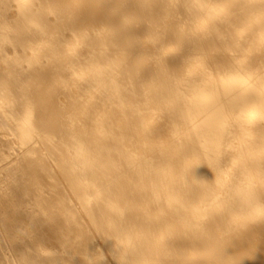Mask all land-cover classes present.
I'll return each instance as SVG.
<instances>
[{
  "label": "bare ground",
  "instance_id": "1",
  "mask_svg": "<svg viewBox=\"0 0 264 264\" xmlns=\"http://www.w3.org/2000/svg\"><path fill=\"white\" fill-rule=\"evenodd\" d=\"M0 264H264V0H0Z\"/></svg>",
  "mask_w": 264,
  "mask_h": 264
},
{
  "label": "rangeland",
  "instance_id": "2",
  "mask_svg": "<svg viewBox=\"0 0 264 264\" xmlns=\"http://www.w3.org/2000/svg\"><path fill=\"white\" fill-rule=\"evenodd\" d=\"M103 245L105 246L104 243H100V244L97 246V249H100ZM133 256H134V255H133Z\"/></svg>",
  "mask_w": 264,
  "mask_h": 264
}]
</instances>
